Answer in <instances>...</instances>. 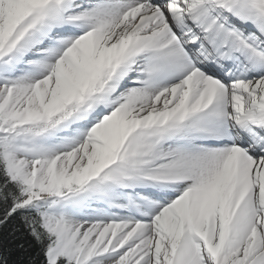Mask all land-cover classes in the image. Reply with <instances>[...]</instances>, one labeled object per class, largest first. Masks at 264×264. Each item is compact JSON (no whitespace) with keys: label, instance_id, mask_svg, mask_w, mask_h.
Returning <instances> with one entry per match:
<instances>
[{"label":"snow or ice","instance_id":"snow-or-ice-1","mask_svg":"<svg viewBox=\"0 0 264 264\" xmlns=\"http://www.w3.org/2000/svg\"><path fill=\"white\" fill-rule=\"evenodd\" d=\"M0 264H264V0H0Z\"/></svg>","mask_w":264,"mask_h":264}]
</instances>
